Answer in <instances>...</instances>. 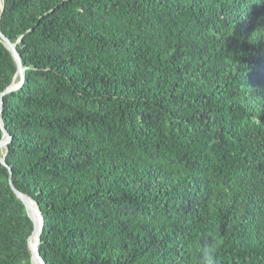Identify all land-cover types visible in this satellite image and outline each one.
<instances>
[{"label":"trees","instance_id":"16d2710c","mask_svg":"<svg viewBox=\"0 0 264 264\" xmlns=\"http://www.w3.org/2000/svg\"><path fill=\"white\" fill-rule=\"evenodd\" d=\"M0 30L46 264H264V0H3ZM16 73L0 42V95ZM9 178L0 264H32Z\"/></svg>","mask_w":264,"mask_h":264},{"label":"water","instance_id":"95a60500","mask_svg":"<svg viewBox=\"0 0 264 264\" xmlns=\"http://www.w3.org/2000/svg\"><path fill=\"white\" fill-rule=\"evenodd\" d=\"M2 11H3V0H1V5H0V15ZM0 42L4 45V47L11 54V57L17 67V73H16L15 78L16 77L19 78L18 82L13 81V83L0 95V130L2 132V141L0 142V151L5 150V154L0 155V164L8 169V172L10 175V178H9L10 188L13 191L16 198L19 201H21L22 204L24 205L26 212L34 225L32 234L28 238V241H27V246L31 254V262L32 264H46L39 254V245H40L41 236L43 233V225H44L41 210L38 204L31 197L24 195L15 189L11 181V175H12L11 168L8 167L5 161L7 146L11 142L12 138L6 131L3 120H2L3 97L5 95H8L10 93L17 91L22 86L24 82L26 69L23 67L21 60H20V56L17 53V44L19 41L16 44L11 43L2 34L0 30ZM37 215L39 216V220L36 219Z\"/></svg>","mask_w":264,"mask_h":264},{"label":"clouds","instance_id":"9594fccd","mask_svg":"<svg viewBox=\"0 0 264 264\" xmlns=\"http://www.w3.org/2000/svg\"><path fill=\"white\" fill-rule=\"evenodd\" d=\"M206 260H207V264H213L211 255L206 254Z\"/></svg>","mask_w":264,"mask_h":264},{"label":"bare ground","instance_id":"6f19581e","mask_svg":"<svg viewBox=\"0 0 264 264\" xmlns=\"http://www.w3.org/2000/svg\"><path fill=\"white\" fill-rule=\"evenodd\" d=\"M0 5H1V0H0ZM36 219L39 220V216L38 215H37Z\"/></svg>","mask_w":264,"mask_h":264},{"label":"rangeland","instance_id":"374dc122","mask_svg":"<svg viewBox=\"0 0 264 264\" xmlns=\"http://www.w3.org/2000/svg\"><path fill=\"white\" fill-rule=\"evenodd\" d=\"M3 153V151H0V155Z\"/></svg>","mask_w":264,"mask_h":264}]
</instances>
